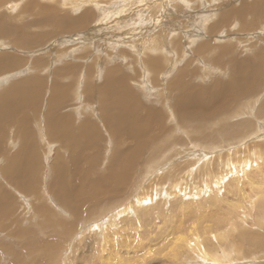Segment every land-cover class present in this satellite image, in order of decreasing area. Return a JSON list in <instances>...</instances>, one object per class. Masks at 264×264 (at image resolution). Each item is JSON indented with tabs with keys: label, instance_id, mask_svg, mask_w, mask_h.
<instances>
[{
	"label": "rangeland",
	"instance_id": "obj_1",
	"mask_svg": "<svg viewBox=\"0 0 264 264\" xmlns=\"http://www.w3.org/2000/svg\"><path fill=\"white\" fill-rule=\"evenodd\" d=\"M5 1L0 3V20L7 33L0 36V57L10 54L21 59L22 65L8 71L7 63H2L6 68L0 73V81H3L0 83V97L7 93V100H12L8 92L17 81L34 77L43 82L41 98L30 99L31 105L27 109L21 111L19 108L18 115L11 117L19 118L17 124L0 127V264H101L100 260L107 254L101 248L104 236L114 239L113 236L116 238L117 235L128 237V244L125 242L115 250L130 264H216L204 256L198 244L213 250V255L219 258L223 250L222 256L235 255V259L227 263L223 260V264H264V17L256 9H249L244 14L246 16L242 15L247 23L254 24L256 29L251 32H240L242 16L220 22V16L229 11L227 4L239 7L246 1L249 6H254L256 2ZM256 1L261 5L262 0ZM250 10L252 15L258 14L256 22L259 27L251 18ZM49 11L57 18L64 16L75 21L78 26L66 30L59 21L39 22V18ZM156 35H160L163 43L153 51L145 50L147 43L156 42ZM199 44H211L210 52L196 54ZM55 51L60 54L57 59L54 58ZM144 55L154 56V59L161 57L163 66H167L166 70L161 66L159 77L166 80L157 89L153 88V73H148L142 66L147 61ZM38 61L40 63L36 65ZM66 66H71L67 75ZM114 67L120 71L117 76L129 80L128 90L137 102L133 116L144 118L149 115V112L139 111L142 105L153 109V114L163 118L162 131L156 130L155 125L145 119H140L139 123L149 128L136 135L130 134L134 128L129 125L119 127L123 134L105 127L106 114L112 110L113 101L100 87ZM216 67H220L218 72ZM62 68L64 75L59 83L69 86V95L61 100V108H54V111L71 117L70 124H75V128L70 127L63 136L70 138V148L62 144L63 137L50 143L49 135L57 130L52 128L49 132L50 124L46 121L49 117L48 98L55 82L54 72ZM170 68L172 71L168 72ZM234 69L246 75L238 79L237 73L232 77ZM235 78L244 88L241 95L228 94L217 100H225L218 104L216 99L206 102L211 101L210 92L215 89L225 92L221 89L226 88L222 84L230 85L233 81L230 79ZM63 87L66 86L60 88ZM233 89L230 88L232 92ZM114 93L120 94L117 89ZM181 97L198 101L197 105L203 108L202 114L211 117H208L207 128L213 131V135L200 136L203 131L197 126L196 118L184 114L182 109L181 113L177 111L176 102ZM11 102V107H20L17 103L22 100L18 98ZM218 105L223 107L221 111L217 109ZM114 112L113 109L109 113ZM124 113L129 116L127 108L123 109L122 115ZM87 118L101 136L94 140L91 148L83 151L84 147L80 149L79 146H85V141L81 140L83 135H78L77 130L81 129L82 134V125L86 124ZM226 125L237 127L224 133L225 129L220 128ZM23 131L32 134L36 151L34 163H28L31 156H16L22 146L18 134ZM142 145L146 148H138ZM75 158L83 159L82 165H77ZM88 160L93 164L92 170H89ZM130 160L129 177L120 186L118 178H109V173L119 175L121 168L118 167H125ZM33 164L36 166L30 170L35 169L32 172L35 178L29 175L26 178V172L21 173L20 169ZM56 165L64 167L59 169L61 176L73 174L61 179L66 181L64 186L69 189L66 188L65 195L82 197L78 202L76 198L71 199L72 204H83L91 194L89 188L97 186L92 189L95 194L91 195V201L76 214L62 208V201L55 198L51 190L58 177L54 170ZM86 171L89 175L85 184H89L88 179L99 184L85 185L83 188L89 187L88 190L77 195L73 184L81 185ZM166 173V182L161 181ZM157 182L161 185H155ZM119 186L121 189L114 192ZM141 196L143 200H140ZM256 196L260 202L255 204ZM44 211L48 216H44ZM208 230L215 236H207ZM179 237L186 239L182 246V238L179 242L176 240ZM196 240L199 242L195 249L188 245H194ZM226 256L225 259L233 257Z\"/></svg>",
	"mask_w": 264,
	"mask_h": 264
},
{
	"label": "bare ground",
	"instance_id": "obj_2",
	"mask_svg": "<svg viewBox=\"0 0 264 264\" xmlns=\"http://www.w3.org/2000/svg\"><path fill=\"white\" fill-rule=\"evenodd\" d=\"M1 2L0 3H3L2 2V0H0ZM202 1V0H201ZM254 3L256 2V3H258L256 0H252ZM6 2V1H5ZM4 2V3H5ZM8 2V1H7ZM29 2L30 3H33V0H29ZM262 3H261V5L260 4H256L255 3V5L254 6H249V4L245 1V2H242V3H240L239 5V7H231V5H229V4H227V7H228V9H229V11H227V12H225V14H222L221 16H220V22H222V21H225V22H227V21H229V20H231V18H233V16L234 17H240V16H246V15H244L245 14V12L246 13H248V11L247 10H249V9H256L255 11H258L259 12V14H260V16H262V17H264V4H263V2H264V0H262L261 1ZM3 3V4H4ZM26 3H28V2H26ZM71 4H73V3H71ZM70 4V5H71ZM185 4V3H184ZM223 4V3H222ZM35 5V4H34ZM2 6V5H1ZM188 6H189V3H188ZM204 6V5H203ZM38 7V6H37ZM71 7V6H70ZM13 8V7H12ZM43 8V7H42ZM22 9V8H21ZM52 9V8H51ZM27 10V9H26ZM33 10H34V7H33ZM49 10V9H48ZM47 10V11H48ZM44 11V10H43ZM46 11V10H45ZM55 12V11H54ZM120 12H121V10H120ZM252 12L253 11H251L250 10V12L249 13H251L250 15H251V18H253V19H255V24L256 25H258L257 23L258 22H256L257 21V19H259V18H257L258 17V14H255V15H252ZM9 13V12H8ZM190 13V12H189ZM248 16H249V14H247ZM243 16H242V18L240 19L242 22H241V24H243V26H241V29H240V32H251V31H253V30H255L256 28L253 26L254 24L253 23H247L246 22V18H244L243 19ZM196 17V16H195ZM203 17V16H202ZM250 18V19H251ZM197 19V18H196ZM253 19L252 20H250V22H252L253 21ZM260 19H263V18H261L260 17ZM198 20V19H197ZM204 20V19H203ZM202 20V21H203ZM61 22V23H63L64 24V27L66 28V30H67V28H70V29H72V28H74V27H77L78 25H76V22L74 21L73 22V20L72 21H70L68 18H66V17H64V16H62V17H55V13H53L52 14V12L51 11H49V12H45V14L43 15V16H41L40 18H39V22H41V23H50V22ZM208 21V20H207ZM238 21V20H237ZM236 21V22H237ZM262 20H260V22H261ZM73 23H74V26L72 27V25H73ZM206 23V22H205ZM264 23V22H263ZM2 24H4V23H2V21L0 20V36H4L6 33H7V30L5 29V28H2ZM237 24H239V22H237ZM253 24V25H252ZM199 25V24H198ZM201 25V24H200ZM219 25V24H218ZM261 25H262V23H261ZM197 26V25H196ZM263 26V25H262ZM258 27H259V25H258ZM64 28V29H65ZM233 28V27H232ZM262 28V27H261ZM21 29V28H20ZM260 30V29H259ZM232 31V30H231ZM263 31H264V29H263ZM262 31V32H263ZM172 32V31H171ZM197 32V31H196ZM199 32V31H198ZM221 32V31H220ZM15 33H16V31H15ZM18 33V32H17ZM22 33V32H21ZM173 33V32H172ZM183 33V32H182ZM222 33V32H221ZM232 33V32H231ZM177 34H178V32H177ZM176 34V35H177ZM189 34V33H188ZM23 35V34H22ZM261 35V34H260ZM157 36H159V37H157ZM183 36V35H182ZM192 37V36H191ZM190 37V38H191ZM198 37V36H197ZM231 37V36H230ZM232 37H234V36H232ZM24 38V37H23ZM111 38V37H110ZM174 38H175V36H174ZM189 38V39H190ZM158 39V40H157ZM229 39V38H228ZM227 39V40H228ZM27 40V39H26ZM154 40H156V42H151V43H147V45H145V46H148L147 48H145V50H150V51H153V50H155V49H157V48H159V46L163 43V41H160V35H156L155 37H154ZM195 40H196V38H195ZM190 41H191V39H190ZM189 41V42H190ZM194 41V40H193ZM261 41H262V39H261ZM186 42V41H185ZM196 42V41H195ZM22 43H24V42H22ZM144 44V43H143ZM143 44H142V46H143ZM190 45H193V44H190ZM200 46L197 48V50L195 51V53L196 54H198V55H203V54H205V51H209L210 52V47H211V44H206V45H202V44H199ZM202 45V46H201ZM224 45V44H223ZM20 45H18L17 47H19ZM185 46V45H184ZM264 46V45H263ZM197 47V46H196ZM262 47V46H261ZM233 48V47H232ZM250 48V47H249ZM264 48V47H263ZM217 49V48H216ZM227 49V48H226ZM253 49V48H252ZM251 49V50H252ZM144 50V49H143ZM163 50V49H162ZM185 50V49H184ZM245 50V49H244ZM243 50V51H244ZM258 50H260V49H258ZM241 51V50H240ZM181 52H183V51H181ZM184 52H186V51H184ZM232 52V51H231ZM248 52V51H247ZM250 52V51H249ZM260 52V51H259ZM258 52V53H259ZM219 54H220V52H219ZM219 54H218V56H219ZM55 57L54 58H58V57H60V54H58L57 53V51H55ZM221 55H222V52H221ZM5 56V57H4ZM3 57H0V73H2L3 72V69L4 68H6L5 66L7 65L8 67H7V70L9 71V70H13V69H15V68H18V67H20L21 65H22V60L21 59H19V58H15V57H13L12 55H10V54H7V55H4ZM185 56V53H183L182 54V57H184ZM261 56V55H260ZM144 57H147L146 59H147V61H146V59H145V61L146 62H143V64H142V66L144 67L145 66V69L144 70H147V72L148 73H153V84L155 85L153 88H155V89H157L158 87H160V86H162L163 85V83L165 82V77H162V78H160L159 77V74H160V72H161V66L164 68V70H166V68H167V66H163V58H161V57H157V59H154V56H149V55H147V56H145L144 55ZM222 57H223V55H222ZM225 57V56H224ZM263 57V56H262ZM220 58H221V56H220ZM195 59L196 60H199L198 59V57H195ZM203 59V58H202ZM261 59V58H260ZM263 60H264V58H262ZM4 62H6L7 64L4 66L2 63H4ZM202 62V61H201ZM39 61L38 62H36V65H39ZM218 63V62H217ZM161 64V65H160ZM191 64V63H190ZM202 64V63H201ZM210 64V63H209ZM214 64V63H213ZM136 65V64H135ZM226 65V64H225ZM45 66V65H44ZM192 66V65H191ZM198 66V65H197ZM202 66H204V65H202ZM216 66V64H214V67ZM219 66V65H218ZM245 66H246V64H245ZM71 66H66L65 67V74L67 75V73L70 71V68ZM222 67H224V66H222L221 65V68ZM90 68H92V67H90ZM149 68V69H148ZM220 68V67H219ZM219 68L218 67H216L215 68V71L216 72H218L219 71ZM224 68H226V66L224 67ZM233 68V67H232ZM251 68V67H250ZM33 69V68H32ZM118 68H115L114 67V69L113 70H111L110 72H109V74H108V77H107V79H106V82H105V84L103 85V86H101L100 88H102L103 89V93L104 94H106L108 97H110L111 99H112V101H113V107H112V110L114 109V113H109L110 111H112V110H110V111H108L107 112V114L106 115H108V119H106V121L104 122V125H105V127H108V129H109V131H111V132H113V130L111 129V127L114 129V132H119V133H121V134H123V132L122 131H120L119 130V127H121L122 125L124 126V125H129V126H131V127H133L134 129L132 130L133 131V133H130L131 135H136L140 130H146V129H148L149 127H142L141 125V123H139L140 122V119H145V120H149L150 121V123L152 124V125H155V129L156 130H158V131H162L163 130V118H161V117H159L158 115H155V114H153L154 112H151L153 109H150V108H147L146 106H144V105H142V106H140V109H139V111H145V112H149V115H146L144 118H140L139 116L137 117V116H133V114H135V113H133V110L135 109V108H137L136 107V104H137V102H134V99H135V97H134V95L130 92V90H128L129 88V86L127 87V83H128V79L127 78H125V77H122V76H117L116 75V73L117 72H120L119 70H117ZM157 69H158V72H157ZM172 68H170L169 70H168V72L169 71H172L171 70ZM204 69V68H203ZM237 69H239V68H237ZM237 69H234L233 70V72H232V77H235V75H238L239 74V77L237 76V78L239 79V78H242V76H245L246 74L244 73V72H242V71H238ZM63 70V68L61 69V70H58V71H56V72H54L55 73V82L53 83V85H52V93H51V96H50V98H48L49 99V101H48V106H49V117H47L46 118V121H49V124H50V129H49V132L51 131V129L52 128H55V130H57L58 131V135H57V131L55 132V134H53L52 136H50L49 135V139H50V143H53V140H58V138H62L65 134H67L68 132H69V129H70V127H71V129H73V128H75V124H70V121H71V117H69V116H67V115H65V114H57L55 111H54V108L55 109H58V108H61V100L64 98V96H66V97H68V95H69V92H68V90H69V86L68 85H64V84H61V83H59V79L64 75L61 71ZM221 70V69H220ZM223 70V69H222ZM5 71V70H4ZM32 71H34V70H32ZM72 71V70H71ZM214 71V72H215ZM199 72V71H198ZM206 72H208V70L206 71ZM205 72V73H206ZM191 73V72H190ZM238 73V74H237ZM86 74V73H85ZM120 75V74H119ZM123 75V74H122ZM71 76H73V74L71 75ZM90 76V75H89ZM101 76V75H100ZM184 76V75H183ZM202 77H204V76H202ZM129 78V77H128ZM238 79H236L235 78V80L234 79H230L232 82H231V84L230 85H223L222 84V86H224V87H226V88H222L221 87V89H222V91H223V89H224V91L225 92H221V91H216V89L215 90H213L212 92H210L209 93V95H210V100L211 101H206L207 103H210V102H212V101H214L215 99H216V101L217 100H221V99H223V98H226V96H228V94L230 95V96H233V95H235L236 97L238 96V95H241V93L244 91V88L243 87H240L241 85L237 82V80ZM4 80V79H3ZM103 80V79H102ZM89 81V80H88ZM42 80L41 79H39V78H34V77H29V78H26V79H23V80H21V81H17L15 84H13V87H10V89H9V91L10 92H8L10 95H9V97L12 99V100H7V93H5V94H3L1 97H0V127H1V125L3 126V125H6L5 127H7V125L8 124H12L13 125V123H16L17 124V121H16V119L18 118V117H16V118H14V119H11V117H13L14 115H18V113H19V111L21 110V111H23V109H27V107H29L30 105H31V102H30V99H32V98H37V99H39V98H41V94H42V92H41V90H40V87L42 86ZM92 82V81H91ZM0 83H3V81H0ZM45 83V82H44ZM229 84V83H228ZM61 85H63V86H66V87H63V88H60L61 87ZM165 86V85H164ZM221 86V85H220ZM124 89V91H126V92H124V91H121L120 89ZM230 88H234L233 90H234V92H232L231 90H230ZM118 90L119 92H120V94H116V93H114V90ZM205 90L207 89V90H209L207 87H205L204 88ZM219 90H220V88H219ZM62 91H65V92H62ZM165 91V90H164ZM163 92V91H162ZM196 92H198V91H196ZM226 94V95H225ZM131 95V96H130ZM222 95H225L224 97H221ZM84 97V96H83ZM82 97V98H83ZM18 98H20L21 100H22V102L21 103H17V105H20V107L19 106H16V107H11V101H13V100H15V99H18ZM44 98V97H43ZM42 98V99H43ZM228 98V97H227ZM47 99V100H48ZM195 101V102H194ZM223 101H225V100H222V101H217V104L218 103H221V102H223ZM20 102V101H19ZM191 102V103H190ZM197 100H191V101H189L188 100V97H186V98H184V99H182V97L178 100V102H176V108L178 109L177 111H179L180 112V109H182V110H184V114H188V115H191L190 117H193L194 119L196 118V120L198 121V124H197V126L200 128V130L201 131H203V132H201L200 133V136L201 135H203V137H206V135H213V131L211 130V131H209V129L207 128V126H208V117L211 119V117L209 116V115H207V116H205L204 114H202V107H200L199 105H197ZM142 103H143V101H142ZM214 103V102H213ZM212 103V104H213ZM88 105V104H87ZM34 106H36V105H34ZM215 106H216V103H215ZM220 105H218V110L219 111H221L222 110V108L223 107H219ZM17 108V109H16ZM19 108H20V110H19ZM124 108H127V111L129 112V116L127 115V113H124L125 115H122V113H123V109ZM215 108V107H214ZM175 109V108H174ZM32 110V109H31ZM259 110V109H258ZM261 110H262V107H261ZM175 112H177L176 110H174ZM25 112V111H24ZM37 112V111H36ZM137 112V111H136ZM244 112V111H243ZM26 113V112H25ZM40 113V112H39ZM181 113V112H180ZM27 114V113H26ZM34 114V113H33ZM41 114V113H40ZM137 114V113H136ZM159 114V113H158ZM177 114V113H176ZM183 114V113H182ZM257 114V113H256ZM48 115V114H47ZM72 115V114H71ZM185 116V115H184ZM42 117V116H41ZM40 118V117H39ZM45 118V117H44ZM19 119V118H18ZM37 118H35V120H36ZM41 120H43V118L41 119ZM37 122H39V121H37ZM42 122V121H41ZM23 123H24V121H23ZM32 123V122H31ZM85 125H82V134H81V129L80 130H77V132H78V135H83V137H82V139L81 140H83V141H85L84 143H85V146H79L80 147V149L82 148V147H84L83 148V151H85V150H87L88 148H91L92 147V143H94V140H97V137H98V139H100V136L101 135H99V131H98V129H97V127H95V126H93L92 124H91V121H90V119H86L85 120ZM112 123V124H111ZM214 123H215V121H214ZM21 125V124H20ZM216 125V124H215ZM40 126V125H39ZM10 127V126H9ZM93 127H95V133H93ZM235 127H237V125H232V126H228V125H226V126H221V128L220 129H225L223 132L224 133H229V132H231V130H233ZM40 128V127H39ZM38 128V129H39ZM44 128V127H43ZM43 128H42V130H43ZM6 129V128H5ZM41 129V128H40ZM79 129V128H78ZM107 129V128H106ZM8 130H9V128H8ZM263 130V129H262ZM16 133H18V132H16ZM158 133V132H157ZM217 133V132H216ZM264 133V132H263ZM42 134V133H41ZM218 134V133H217ZM19 139H20V143L22 144V146L20 147V150H19V153L18 154H16V156L17 155H27V156H31V158H29V161H28V163H34V161H35V155H36V151H35V147H34V145H33V141H32V134H30V135H28L25 131H23V132H20L19 134ZM69 135H71V134H69ZM76 135V134H75ZM109 135H111V133L109 134ZM120 136H122V135H119L118 137H120ZM138 136H140V135H138ZM4 137V136H3ZM78 137V136H77ZM128 137H130V136H128ZM134 137V136H133ZM133 137H131V139H133ZM18 137L16 136V139H17ZM64 138V140H63V143L62 144H64L66 147H68V148H70V142H71V140H70V138L69 137H63ZM62 138V139H63ZM192 138V137H191ZM200 138V137H199ZM210 138V137H209ZM127 139V138H126ZM129 139V138H128ZM138 139V138H137ZM193 139H195V138H193ZM207 139V138H206ZM199 140V139H198ZM208 140V139H207ZM9 140H8V136H7V142H8ZM12 141V140H11ZM118 141H119V143H120V140H117V143H118ZM133 141H136V140H133ZM196 141V139L194 140V142ZM13 142V141H12ZM33 142V143H32ZM56 142V141H55ZM114 142V141H113ZM137 142V141H136ZM139 142V141H138ZM205 142H207L206 140H205ZM115 143V142H114ZM131 143V142H130ZM202 143V142H201ZM12 144V143H11ZM135 145V144H134ZM78 146V145H77ZM136 146V145H135ZM96 147V146H95ZM116 147V146H115ZM118 147V146H117ZM76 148V145L74 146V149ZM94 148V147H93ZM131 148V147H130ZM138 148H141V149H144V148H146L145 146H141V147H138ZM149 148H150V146H149ZM216 148V147H215ZM60 149V148H59ZM117 149V148H116ZM115 149V151H117ZM152 149H154L155 151H156V147H153ZM95 150V149H94ZM135 150H137V148L135 149ZM140 150V149H139ZM215 150V149H214ZM60 151V150H59ZM91 151H92V149H91ZM125 151V150H124ZM131 151V150H130ZM120 152H122V151H120ZM92 153V152H91ZM115 154L117 153V152H114ZM118 153H119V151H118ZM117 153V154H118ZM138 153V152H137ZM136 153V154H137ZM56 154H57V152H56ZM93 154V153H92ZM91 154V155H92ZM94 154H96L95 153V151H94ZM139 154V153H138ZM90 155V154H89ZM118 155H120V154H118ZM140 155V154H139ZM144 155V154H143ZM176 155V154H175ZM59 156V155H58ZM122 156H124L123 154H122ZM133 156H134V154H133ZM148 158V157H147ZM135 159V158H134ZM149 159V158H148ZM148 159H146V161L147 162H149L148 161ZM257 160V159H256ZM89 162H90V165H91V167L89 168V170H92L94 167H93V164H92V162H91V160H88ZM214 161H215V159H214ZM213 161V162H214ZM261 161V160H260ZM75 162H76V164L77 165H82V162H84V160L83 159H80V158H75ZM117 163H122V161L121 160H117L116 161ZM124 162H125V160H124ZM154 162V161H153ZM233 162V161H232ZM258 162V161H257ZM262 162V161H261ZM132 164V161L130 160V162H126L125 164H124V166L125 167H123L122 165H121V167H118V168H121V170H119V175H115L113 172H110L109 173V178H115V177H117L118 178V180H117V182H119V185L120 186H123L124 184H125V181H127V179H128V177H129V174H127V171H128V169H129V167H130V165ZM255 164H259V163H256L255 162ZM63 165H65V163H63ZM113 165V164H112ZM243 165V164H242ZM34 166H36L35 164H33V166L32 165H29L28 167L26 166V165H24L20 170H21V173H23V171H24V173L26 172V178H27V176L29 175V176H31V178H35V174H33L32 172L35 170V169H33L32 171L30 170V168H33ZM57 166H59V165H56L55 167L57 168H54V170L55 171H57L56 172V174H58V177H57V179H55V183H54V185H53V188H51V190H52V192H53V194L55 195V198H59V200L60 201H62L61 203H60V205L62 206V208H64V209H69L70 210V212L72 213V214H76L77 212H79L80 211V209L81 208H83L82 206H87L88 205V203L91 201V195H94L95 193L93 192V190L92 189H94V188H96L97 186H94L95 184L97 185V184H99V182H93V181H91L90 179H88L89 180V184H85V181H86V179H87V177H88V175H89V172H87L86 171V175H85V177H84V180H83V182H82V184L81 185H76V184H73V187L72 188H74L75 189V191H76V193H77V195L80 193V192H82V191H87L88 190V188L89 187H87V188H83V186L85 187V185L87 186V185H91V186H94V187H92V189L91 188H89L90 189V192H91V194H89L87 197H86V201L85 202H83V204H77L76 202H78L79 200H81V196H80V198H76L77 196H68V195H65V193H66V191H67V187H65L64 185H65V182L66 181H62L61 179L63 178H66V177H72V175L73 174H71V175H69V176H65V175H62L61 176V174H62V171H59V169L61 170V169H63L64 167H60V168H58ZM62 166V165H61ZM119 166V165H118ZM123 167V168H122ZM144 167V166H143ZM142 167V168H143ZM26 170H24V169ZM151 168H153V167H150V170H153V169H151ZM243 168V167H242ZM76 169H78V168H75V170ZM257 169H258V167H257ZM19 170V171H20ZM231 170V169H230ZM58 171H59V173H58ZM244 171V170H243ZM60 172H61V174H60ZM35 173V172H34ZM233 173V172H232ZM244 173V172H243ZM238 174V173H237ZM151 175V174H150ZM57 176V175H56ZM164 177L163 178H160V176H158V178H160L161 179V181H165L166 179L165 178H168V177H166V176H168L167 175V173L166 174H164L163 175ZM55 177V176H54ZM154 177V175L152 176V178ZM24 178V177H23ZM65 180V179H64ZM130 181V180H129ZM237 181V180H236ZM20 182H22L23 184H24V182L25 181H23L22 179L20 180ZM166 182V181H165ZM155 185H158V186H160L161 185V183L160 182H157ZM120 186L119 187H116V191H114V192H118L121 188H120ZM67 188V189H66ZM111 188V187H110ZM151 188V187H150ZM153 189V188H152ZM69 190V189H68ZM112 191V190H111ZM122 191V190H121ZM120 191V192H121ZM151 192V191H150ZM71 194H72V192H71ZM82 194V193H81ZM148 194V193H147ZM97 195V194H96ZM100 195V194H99ZM111 195V194H110ZM264 195V194H263ZM257 197V201H255V204L259 201L260 202V200H258V196H256ZM262 196H260V198H261ZM74 198H76L75 200H76V202H74V204H72V201H70L71 199H74ZM90 199V200H89ZM144 198H143V196H141L140 197V200H143ZM57 200V199H56ZM139 200V199H138ZM137 202V201H136ZM259 205H261L260 203H259ZM262 205H263V202H262ZM84 206V207H85ZM258 207V206H257ZM261 207V206H260ZM200 208V207H199ZM47 211H44L43 212V214H44V216H48V214L46 215L45 213H46ZM192 214H194V213H192ZM244 216V215H243ZM70 217V216H69ZM72 217V216H71ZM73 218V217H72ZM194 227V226H193ZM208 233H209V235H207V236H215L213 233H212V231L211 230H208L207 231ZM217 232V231H216ZM204 233H205V230H204ZM227 234H229V233H227ZM123 236V235H122ZM200 236V235H199ZM205 236H206V234H205ZM220 236L221 235H219V238H220ZM16 237V236H15ZM108 237V236H107ZM107 237H105L104 236V240H103V243H102V246H101V248H102V251H105V252H107V254L104 256V257H102V260H100V262H101V264H130L128 261V259H123L122 258V256L120 255V253L117 251V250H115L116 248H120V247H122V246H124V243L126 242V244H128L127 242H128V237L126 236V237H121V235H120V237H118V235H117V237L115 238V236H113L114 237V239L113 238H110V236L108 237V240H107ZM191 238L192 237H194V236H190ZM231 237V236H230ZM241 237V236H240ZM118 238H120V239H118ZM180 238H182L181 239V246L183 245V242L185 243V238H183V237H179V238H177L176 240L179 242V240H180ZM222 238H224V236L222 237ZM227 238V237H226ZM253 238L255 239V237L253 236ZM143 239V238H142ZM175 239V238H174ZM183 239H184V241H183ZM195 239V238H194ZM197 239V238H196ZM215 239H217V238H215ZM214 239V240H215ZM250 239V238H249ZM256 239H258V238H256ZM140 240L141 239H138V241L137 242H140ZM175 240V241H176ZM190 240V239H189ZM223 240V239H222ZM221 240V241H222ZM144 241V240H143ZM194 241V240H193ZM198 240H196V242H195V244L194 245H191V244H188L189 246H191V247H193L194 246V249H195V246H196V244H198V242H197ZM204 241V240H203ZM226 241V240H225ZM250 241V240H249ZM107 242H109V245H107ZM188 242V241H187ZM191 242H192V240H191ZM223 242H224V240H223ZM251 242V241H250ZM112 243V244H111ZM179 244V243H178ZM174 245H176V244H174ZM185 245V244H184ZM199 245V249H200V251H202L203 252V254H204V256L208 259V260H210V261H214L216 264H223V260H226V263L227 262H230L231 260H233V259H235V255H233V254H230L229 256H226V254H225V256H226V258H228V257H230L231 255L233 256V257H230V259L228 258V259H225V256H222L223 255V251H225V250H223L220 254H221V256H220V258L218 257V256H214L213 255V250H208L206 247H204L202 244H198ZM197 245V246H198ZM142 246V245H141ZM203 246V247H202ZM176 247V246H175ZM201 247V248H200ZM260 247V246H259ZM178 248V247H177ZM176 248V249H177ZM127 249V248H126ZM191 249V248H190ZM196 249H198V247L196 248ZM215 249H216V246H215ZM235 250V249H234ZM191 251V250H190ZM148 252V251H147ZM193 252H194V250H193ZM201 252V253H202ZM211 252H212V254H211ZM225 253V252H224ZM216 254V253H215ZM237 254H238V252H237ZM198 255H200V254H198ZM196 256H197V254H196ZM195 256V257H196ZM239 256V255H238ZM237 256V257H238ZM186 257V256H185ZM177 258V257H176ZM131 259V258H130ZM201 259V258H200ZM195 260H196V258H195ZM131 261V260H130ZM245 261V260H244ZM99 262V263H100ZM133 263V262H132ZM192 264V263H191Z\"/></svg>",
	"mask_w": 264,
	"mask_h": 264
}]
</instances>
